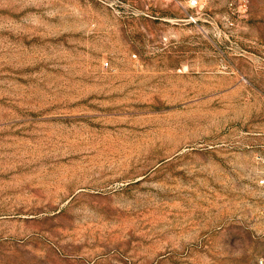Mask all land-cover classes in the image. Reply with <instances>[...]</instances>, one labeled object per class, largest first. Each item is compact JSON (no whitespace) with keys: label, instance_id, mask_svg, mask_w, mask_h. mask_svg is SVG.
Wrapping results in <instances>:
<instances>
[{"label":"rangeland","instance_id":"1","mask_svg":"<svg viewBox=\"0 0 264 264\" xmlns=\"http://www.w3.org/2000/svg\"><path fill=\"white\" fill-rule=\"evenodd\" d=\"M0 0V264L264 260V0Z\"/></svg>","mask_w":264,"mask_h":264},{"label":"built area","instance_id":"2","mask_svg":"<svg viewBox=\"0 0 264 264\" xmlns=\"http://www.w3.org/2000/svg\"><path fill=\"white\" fill-rule=\"evenodd\" d=\"M227 1H228L229 3H231V4H234L235 2H240L242 5H245V4H246V0H227ZM190 2H191V5H192V6H196V5L199 4V1H198V0H191ZM260 184H261V185H264V178H262V179L260 180ZM259 264H264V260L261 259L260 262H259Z\"/></svg>","mask_w":264,"mask_h":264}]
</instances>
